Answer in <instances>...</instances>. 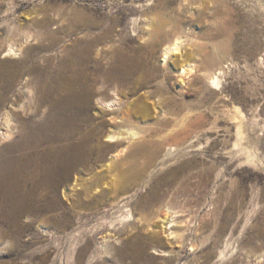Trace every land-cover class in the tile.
<instances>
[{
    "label": "bare ground",
    "instance_id": "bare-ground-1",
    "mask_svg": "<svg viewBox=\"0 0 264 264\" xmlns=\"http://www.w3.org/2000/svg\"><path fill=\"white\" fill-rule=\"evenodd\" d=\"M50 1H34L38 6L34 22L16 18L0 28V36L6 33L0 41V244L8 243V252H18L19 260L10 264H34L37 253L23 252L35 240H23V236L35 223L40 221L37 227L50 236L73 229V237L84 232L91 216H98L102 223L80 249V263L94 238L102 253L113 255L118 264H153L156 254L172 263L171 254L157 247L158 232L126 228L133 216L128 193L144 185L143 178L155 174L150 172L154 165L182 158L188 142L196 146L195 135H191L195 125L190 137L173 136L180 138L177 144H170L167 136L155 138L141 125L148 112L147 97L133 95L138 87L157 79L167 87L171 71L188 74L195 64L190 57L178 55L180 37L166 44L160 64L155 62L161 44L150 43L148 27L155 22L157 8L152 0H133L129 27L123 26L118 15L110 22L100 18L97 8L96 12L90 6H51ZM18 4V0H0V12L7 6L16 15ZM142 22L147 26L144 35L138 32ZM130 30L148 43L143 51H132L125 42ZM221 73L206 74L218 86ZM238 132L241 136V127ZM110 153L114 154L111 161ZM120 156L126 162L144 158L142 167L135 169V162L125 177L121 175L124 178L106 184L105 172L113 170ZM188 166L180 162L169 173L177 177ZM110 193L104 204H98ZM152 195L141 202L150 198L157 203L168 196ZM127 207L129 216L115 215ZM108 212L113 214L109 219ZM169 214L163 216L162 225L173 222ZM106 224L111 232L98 237ZM168 236L183 237L173 230ZM38 255L48 261L51 252L44 249Z\"/></svg>",
    "mask_w": 264,
    "mask_h": 264
},
{
    "label": "rangeland",
    "instance_id": "rangeland-1",
    "mask_svg": "<svg viewBox=\"0 0 264 264\" xmlns=\"http://www.w3.org/2000/svg\"><path fill=\"white\" fill-rule=\"evenodd\" d=\"M34 1L39 0H18L16 15L12 14L16 10L7 11V6L4 7L6 11L0 12V28L6 27V20L16 18L27 22L28 17L34 22L38 7ZM151 2L157 8L155 22L148 27L152 35L150 43L161 44L155 52V62L160 64L164 46L180 37L178 55L190 57L195 70L180 76L171 71L167 87L159 79L138 87L133 96L147 97L148 102L147 116L141 125L148 127L155 138L170 137V144L179 142L180 138L173 137L176 134L195 135L196 146L190 147L188 142L187 153L182 158L164 166L154 165L150 172L154 170L155 174L143 178L144 185L128 193L132 196L129 206L133 216L126 228L158 232L157 247L167 250L175 260L169 263L156 254L153 264H264V0ZM61 4L100 9L97 15L105 20L118 15L123 26L129 27L134 16L129 8L136 3L133 0L50 1L51 6ZM140 25L138 32L146 34L147 26L144 22ZM130 32L125 42L132 51H143L148 43ZM1 34L0 41L6 36ZM208 71H222L220 85L208 80ZM164 121L167 124H162ZM112 157L114 154L110 153L108 160ZM143 161L144 158L136 157L126 162L120 156L113 170L105 172L104 181L110 184L113 178H124L135 162H138L135 169H139ZM183 161L189 166L179 176L169 173ZM152 194L168 196L154 203L150 199ZM110 196L111 193L98 204H104ZM147 196H151L149 201L141 202ZM129 208L115 215L127 217ZM166 213H170L173 222L162 225ZM112 216V212L107 213L108 219ZM86 222L88 228L71 237L73 229L69 234L43 233L37 227L39 221L24 234L23 240L30 238L35 243L23 253H37L34 264H118L113 255L102 253L95 238L84 261L79 262L80 249L93 237L94 227L102 223L98 216H91ZM169 230L185 239L168 236ZM108 232L111 230L106 224L98 237ZM2 244L0 264L19 260L18 252H8L10 244ZM44 249L51 252L48 261H42L38 255Z\"/></svg>",
    "mask_w": 264,
    "mask_h": 264
}]
</instances>
